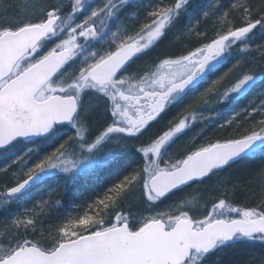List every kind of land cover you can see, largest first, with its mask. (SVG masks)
<instances>
[{
    "label": "snow or ice",
    "instance_id": "6c2138e0",
    "mask_svg": "<svg viewBox=\"0 0 264 264\" xmlns=\"http://www.w3.org/2000/svg\"><path fill=\"white\" fill-rule=\"evenodd\" d=\"M0 264H264V0H0Z\"/></svg>",
    "mask_w": 264,
    "mask_h": 264
},
{
    "label": "trees",
    "instance_id": "16d2710c",
    "mask_svg": "<svg viewBox=\"0 0 264 264\" xmlns=\"http://www.w3.org/2000/svg\"><path fill=\"white\" fill-rule=\"evenodd\" d=\"M218 133H220V132H218ZM214 135H219V134H211L210 136H214ZM109 183H111V181H109ZM105 186H107V185H105ZM82 195L79 197V198H77V199H81V197H84L85 199H87V198H89L91 195H92V193H93V189H91V188H83L82 190ZM94 191L96 192V193H100V192H102L103 191V188H95L94 189ZM79 200H76V202H79ZM75 201L73 202L74 204L76 203ZM66 205V204H65ZM228 255V257L229 258H231L232 257V253H229V254H227Z\"/></svg>",
    "mask_w": 264,
    "mask_h": 264
},
{
    "label": "rangeland",
    "instance_id": "374dc122",
    "mask_svg": "<svg viewBox=\"0 0 264 264\" xmlns=\"http://www.w3.org/2000/svg\"><path fill=\"white\" fill-rule=\"evenodd\" d=\"M206 27H208V29L210 30L211 29V23L207 24ZM244 102L246 103L247 101H244ZM257 118H260V117H256L255 119H257ZM218 132H220V131L219 130H213L212 132L209 133V135L210 134H215V133H218ZM76 200H79V199H76ZM76 200H75V202H76ZM85 202H90L89 198L85 199L84 197H81V199L79 200V202H76L75 204L73 203V207H69V205L66 204L65 205V208H64V211H73L74 212L75 211L74 205H82Z\"/></svg>",
    "mask_w": 264,
    "mask_h": 264
},
{
    "label": "bare ground",
    "instance_id": "6f19581e",
    "mask_svg": "<svg viewBox=\"0 0 264 264\" xmlns=\"http://www.w3.org/2000/svg\"><path fill=\"white\" fill-rule=\"evenodd\" d=\"M207 26V24L204 26V28L205 29H208V27H206ZM257 119H259V118H257ZM216 134H218V133H216ZM221 133H219V135H220ZM211 135V134H210Z\"/></svg>",
    "mask_w": 264,
    "mask_h": 264
}]
</instances>
